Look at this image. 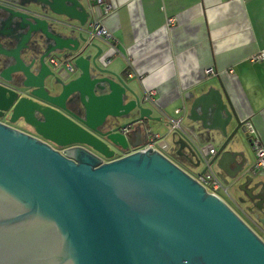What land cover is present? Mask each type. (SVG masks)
<instances>
[{"label":"water","instance_id":"95a60500","mask_svg":"<svg viewBox=\"0 0 264 264\" xmlns=\"http://www.w3.org/2000/svg\"><path fill=\"white\" fill-rule=\"evenodd\" d=\"M32 1L38 11L0 0V22L12 24L0 34V115L9 111L35 133L0 121V264H264L263 238L221 197L157 149H135L142 141L132 135L142 130L147 139L157 117L96 59L101 48L81 33L88 12L80 0ZM48 10L78 24L53 17L54 26ZM53 51L74 69L50 66ZM217 79L220 90L194 96L189 116L224 137L208 166L233 163L226 175L243 189L249 176L236 148L246 132ZM171 143L200 164L192 139L172 131ZM255 186L249 200L264 228V182Z\"/></svg>","mask_w":264,"mask_h":264},{"label":"crops","instance_id":"0c3cea01","mask_svg":"<svg viewBox=\"0 0 264 264\" xmlns=\"http://www.w3.org/2000/svg\"><path fill=\"white\" fill-rule=\"evenodd\" d=\"M17 1L23 2L19 4L20 9L38 11V4L32 0ZM104 1H112L115 7L99 17L96 6L87 0L89 8L86 9L88 13L81 33L101 48L96 59L102 62L108 58L103 65L121 75L135 93L142 96L144 91L153 90L152 99H146L145 105L152 107V115L157 117L148 120V127L159 135L154 141L155 149L164 155L165 151L171 152L172 131L165 119L168 115L180 117V125L198 149L208 153V149L213 147L215 152L224 137L215 128H202L195 113L189 116V108L194 96L211 87L220 90L218 77L242 124L250 121L264 145V0ZM50 12L48 10L49 15ZM60 15L78 24L75 18ZM95 17L100 18L116 39V53L106 41L90 35L88 23ZM167 17H173L172 24L166 23ZM11 31L10 22H0V34ZM89 51L94 53L97 49L89 46ZM258 52H262V58L251 60L250 56ZM61 54L53 51L45 60L53 67L49 57L60 58ZM208 67L212 68L211 73H205ZM128 70L132 72L130 76L126 74ZM175 108H179V112L176 113ZM195 110L199 114L198 108ZM234 124L235 120L231 118L225 126L226 132ZM239 135L242 143L236 150H241L242 170L249 176L246 180L240 179L243 189L237 188L226 175L232 171L233 163L225 164L223 169L215 165L228 179L226 184L229 183L232 189V193L227 189L230 195L225 198L227 204L264 240V228L253 218L254 214L262 215L249 200V194L258 190L256 182H264V167L254 173L249 169L253 152L247 135ZM131 139L133 142L142 141V144L146 142L142 130L133 134ZM131 150L129 148L127 152ZM236 158L239 159L238 156ZM179 161L196 167L180 156ZM202 165L200 162L193 172H199Z\"/></svg>","mask_w":264,"mask_h":264},{"label":"built area","instance_id":"2783aa9c","mask_svg":"<svg viewBox=\"0 0 264 264\" xmlns=\"http://www.w3.org/2000/svg\"><path fill=\"white\" fill-rule=\"evenodd\" d=\"M93 2V6L95 5L96 8L98 9L97 14L102 15L105 13H108L111 11L115 6L112 1H104V0H91ZM99 17H95L89 21V33L92 37H98L106 41L108 46L112 49L113 53H116L117 48H116V39L112 36L110 31L103 25ZM173 22V17H167L166 18V23L167 24H172ZM262 58V52H258L256 54H253L250 56L251 60H258ZM108 61V58L103 60L102 62L105 63ZM49 62L56 67H62L64 69H67L68 71H72L74 69V66L72 64V61L69 59L68 55H65L61 58L57 57H49ZM213 70L211 67H208L205 69V73H211ZM126 74L130 76L132 74L131 71H127ZM152 94L153 90L149 89L147 91H144L142 98L143 99H152ZM179 108H175L174 111L177 113L179 112ZM165 119L167 120L169 130L175 131L179 134H182L186 136L187 138L191 139V136L182 128L180 125V117H171L166 115ZM245 132L247 135V139L249 142V145L252 149L253 152V161L249 163L248 167L249 169L254 173L261 168L264 167V145L261 142L260 138L256 134V131L254 129L253 124L250 121L245 122L244 124ZM148 135L146 142L142 144L141 146H138L135 149H144L147 147L155 148L154 147V141L159 138L158 133L153 132L152 130L148 129ZM134 150V149H133ZM201 154V162L203 164L207 165V168L202 171V172H195L192 175V177L200 183L206 191L214 193L221 197L225 202V198L220 195L219 192H222V194L225 195V197H230L228 191H227V186L224 184V182L220 179V177L213 172L210 167L208 166V160L209 156L214 152V148L210 147L208 149V153L202 152L200 150ZM227 203V202H226Z\"/></svg>","mask_w":264,"mask_h":264},{"label":"rangeland","instance_id":"374dc122","mask_svg":"<svg viewBox=\"0 0 264 264\" xmlns=\"http://www.w3.org/2000/svg\"><path fill=\"white\" fill-rule=\"evenodd\" d=\"M80 3L82 4V6H83L84 8H86V9L89 8V3L87 2V0H80ZM49 16H50L49 21H50L54 26H58L59 24H57L56 22H54L53 17L63 19V18L61 17L60 14L54 13V12H52V11L50 12V15H49ZM87 50H89V49H87ZM56 56H58V55L56 54ZM74 75H75V72L71 73V76H74ZM57 86H58V85H57ZM173 117H176V116H173ZM0 120H3V121H5L6 123H8V124H10V125L16 126V128L18 127V128H20V129L27 130V131H29V132L32 133V134H35L34 131H33V129H31V127L28 126L25 122H23L22 119L18 118V119H16V120L10 121V120H9V111H5V113H4L3 115H0ZM51 145H52V146L59 147V146L55 145L54 143H51ZM120 152H122V150H115L114 153H113V155H117V154H119ZM164 153H165V155H167V157H169L171 160H173L175 163H177V165H179L182 169H184L185 171H187V172L190 173V174H193V173H194L193 171L199 167V165L196 166V167H191V166H189V165L184 164V162H180L178 158L173 157L169 152L165 151ZM210 169H211L213 172H215V173L219 172V171H218L219 168L215 165V163H211V164H210ZM228 182H229V181H228ZM224 184H226V183L224 182ZM226 185H227V184H226ZM227 189H228L229 192L232 193V189H231V187L229 186V183H228V185H227ZM219 193H220L221 196H223L224 198H226L225 195L222 194V192H219ZM227 200H228V199H227Z\"/></svg>","mask_w":264,"mask_h":264},{"label":"flooded vegetation","instance_id":"af4514ba","mask_svg":"<svg viewBox=\"0 0 264 264\" xmlns=\"http://www.w3.org/2000/svg\"><path fill=\"white\" fill-rule=\"evenodd\" d=\"M49 142V141H48ZM50 143V142H49ZM51 144V143H50ZM55 148H59V147H56V146H54ZM60 149V148H59ZM170 154L173 156V157H176V158H178L179 159V156L178 155H176L174 152H173V150L170 152Z\"/></svg>","mask_w":264,"mask_h":264}]
</instances>
